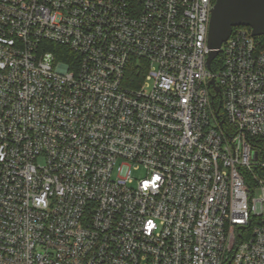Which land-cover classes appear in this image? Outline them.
<instances>
[{"label":"built area","instance_id":"built-area-1","mask_svg":"<svg viewBox=\"0 0 264 264\" xmlns=\"http://www.w3.org/2000/svg\"><path fill=\"white\" fill-rule=\"evenodd\" d=\"M215 3L0 0V264H264V49L209 70Z\"/></svg>","mask_w":264,"mask_h":264},{"label":"water","instance_id":"water-1","mask_svg":"<svg viewBox=\"0 0 264 264\" xmlns=\"http://www.w3.org/2000/svg\"><path fill=\"white\" fill-rule=\"evenodd\" d=\"M236 27L250 28L255 38L264 36V0H216L211 12L208 34L209 70ZM210 84L215 87L217 93L220 92L214 80Z\"/></svg>","mask_w":264,"mask_h":264},{"label":"trees","instance_id":"trees-1","mask_svg":"<svg viewBox=\"0 0 264 264\" xmlns=\"http://www.w3.org/2000/svg\"><path fill=\"white\" fill-rule=\"evenodd\" d=\"M248 29H250V28H248ZM257 42H258L260 48L264 49V36L258 37L257 38ZM50 47H51V50H53L56 53V56H57L58 59L64 58L65 60H67V59L72 58V54L68 50H66L65 48H63L61 46L54 45V44L51 45ZM221 60H222V58H221V56H219L213 62V64H212L213 71H217L218 70V68H219V66L221 64ZM138 75H140V74H138L137 69L135 67H133L131 69L130 76L133 77V76H138Z\"/></svg>","mask_w":264,"mask_h":264},{"label":"rangeland","instance_id":"rangeland-1","mask_svg":"<svg viewBox=\"0 0 264 264\" xmlns=\"http://www.w3.org/2000/svg\"><path fill=\"white\" fill-rule=\"evenodd\" d=\"M145 177H146V175H145V173H144L143 170H139V171L134 170V171H133V178H134L135 180H140V179H143V178H145ZM257 195H258V194H257Z\"/></svg>","mask_w":264,"mask_h":264}]
</instances>
